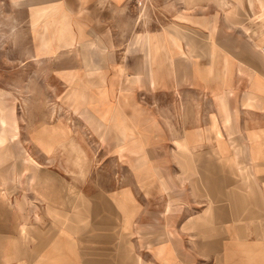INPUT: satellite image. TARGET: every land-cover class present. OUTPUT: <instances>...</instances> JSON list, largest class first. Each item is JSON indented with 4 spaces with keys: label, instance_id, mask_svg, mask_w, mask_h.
Returning <instances> with one entry per match:
<instances>
[{
    "label": "crops",
    "instance_id": "crops-1",
    "mask_svg": "<svg viewBox=\"0 0 264 264\" xmlns=\"http://www.w3.org/2000/svg\"><path fill=\"white\" fill-rule=\"evenodd\" d=\"M77 1L45 5L103 49L99 121L26 123L36 152L0 164L26 178L16 212L0 193V264H264V0H157L159 25L138 31L128 0ZM108 127L125 156L115 185L86 176L85 144ZM57 149L85 167L80 181L55 174Z\"/></svg>",
    "mask_w": 264,
    "mask_h": 264
},
{
    "label": "rangeland",
    "instance_id": "rangeland-1",
    "mask_svg": "<svg viewBox=\"0 0 264 264\" xmlns=\"http://www.w3.org/2000/svg\"><path fill=\"white\" fill-rule=\"evenodd\" d=\"M49 1L51 2L52 0ZM156 1L157 0H128L129 7L131 8L130 15L134 16L135 21L136 19H140V22L136 24V31L145 28L146 21L149 20L151 21L150 26L159 25V19L155 22L152 20L159 17L161 12L159 6L156 5ZM65 3L67 7L70 8L71 6L76 7L78 1L65 0ZM52 9H54V7H52ZM56 9H54L53 14L49 13L48 15L41 16L39 23V21L34 22L29 4L25 2L15 3L13 0H0V164L3 165L2 167H13L14 164L12 161L15 160L14 158L18 159L24 156V154L18 155V153H23L25 150L31 154L36 152V149L30 144L27 138V135L30 136L29 131L32 130L30 127H26L28 121L33 119L43 121L46 119L55 122L66 120L78 124V121L83 118L80 116V113L75 112L73 108H71V105L63 102L65 99L64 96L70 91L74 90L73 92H76V90H82V88H86L87 85L98 86L104 83V79L100 74L102 66L100 63L95 62L96 56H98V54L101 55L103 50L102 47L96 49V47L92 46L94 44L85 43L83 41L84 33L76 18L72 16L70 12V15H65L63 10L58 11ZM232 12V15H230L231 20H243V14L240 13V15H238L234 8ZM225 18L227 21L230 20L227 16ZM58 20H64V25H67V27L70 28V33L73 34V37L75 36L72 45L62 46V43L58 41ZM232 24L236 25L232 27L231 32L233 35L237 34L243 37V31H240L239 28V25L242 27L240 22H232ZM44 25L47 26V34L50 37L51 44H53L55 50H57L56 53L47 52L41 47L42 42L38 36L37 30L43 28ZM146 33L142 34L137 32L134 34L133 38L138 36L140 40L147 39ZM80 49L82 52L81 55ZM64 53L67 55L72 54L75 61V69L57 67L55 59L57 56H61ZM81 56L95 72L91 74L85 72V69L82 68L83 60ZM80 69H82L83 74H80ZM58 76L62 77L64 80L65 87H63V84L57 79ZM93 94H95V92H93ZM7 95H11V97H4ZM91 114L94 115L93 112ZM84 121L87 122L86 120ZM98 121L99 120H97L94 115L91 125L98 124ZM44 122L46 123V121ZM87 123L90 124L89 122ZM73 130L78 131L79 128ZM85 130L86 129H80L82 135H84ZM11 135L15 136V141H10ZM87 135H90L88 131ZM117 140L118 133L111 127H108V135L106 139L102 141L103 144L95 143L92 138L90 141H87L85 146L93 153L91 156L93 158L89 160L86 176H93L98 179V182L102 183L113 182L115 185L122 182L125 172V167L122 163H124L125 160L121 159L125 156L122 155L118 159V156L113 155L118 145ZM9 141L15 152L13 156H10L4 151L1 152V150H3L2 147L5 145H7L6 147L8 150ZM36 144L40 147L38 143ZM62 152L63 150L57 149V159L50 162V164L53 165V167H51L56 170L55 174L63 178L66 175L68 180L73 179V181H80L81 177L79 176L83 175L85 167L68 160ZM5 153L6 160L2 159ZM41 164L42 163H40L41 170H38L36 173L40 174V176H44L48 173L44 168V166L47 165ZM18 175V170H16V172L8 170L3 173L0 172V193L6 194L8 202H10V207L14 210L13 199L21 195V191H18L19 186L17 185L23 184L24 179H26L20 176L18 178ZM14 178L16 179L14 180ZM5 180H10L8 185H4L3 181ZM52 192L56 191L52 190ZM62 192L66 197L78 194L76 188L74 191L75 193L70 195L66 188L62 190ZM53 201L55 202L56 200L53 199ZM66 216L63 217L61 225L67 221ZM51 217H53V221H56L53 215H51ZM53 226L57 227L55 222ZM34 227L37 231L42 230V228L38 226ZM27 241L28 240H25V242Z\"/></svg>",
    "mask_w": 264,
    "mask_h": 264
},
{
    "label": "bare ground",
    "instance_id": "bare-ground-1",
    "mask_svg": "<svg viewBox=\"0 0 264 264\" xmlns=\"http://www.w3.org/2000/svg\"><path fill=\"white\" fill-rule=\"evenodd\" d=\"M13 1L15 3L25 2V3L29 4L30 12H31V15H32L34 22L39 21L41 16H43V15H48L49 13L53 14L54 9H56L55 5L47 6L45 4H48L49 2L48 3L42 2L40 0H13ZM52 7H54V9H52ZM63 21L64 20H58L59 27L57 29V39L59 42L62 43V46H69V45L73 44V39L75 36L73 37V34L70 33V28H68L67 25L65 26L64 25L65 22H63ZM39 23H40V21H39ZM37 31H38V36L42 42V44H41L42 49H45L47 52H50V53H56L57 50H55V47L53 46V44H51L50 37L47 34V31H48L47 26L44 25L43 28L38 29ZM133 39L135 41L140 40V38L138 36H135ZM81 53L82 52L80 49V55H81ZM81 58H82V56H81ZM55 60H56L57 67H59V68L64 67V68H69V69H75L74 68L75 67V61L73 59L72 54L67 55L66 53H64L61 56H57ZM82 60H83L82 68L85 69V72L87 74H91V73L95 72L93 69H91L92 67L90 65H88V63L86 62L85 59L82 58ZM96 89H97V86L87 85V87L82 88V90H76V92H73L74 90L70 91V92L66 93V95L64 96L65 99L63 100V102L71 105V108H73V110L75 112L80 113V116L84 120L88 121V120L92 119L91 116H94L91 114L92 113L91 109H92L94 102H95V94H93V92H95ZM4 97H11V95H7ZM11 116H12V114H11ZM12 121H13V118H12ZM14 122H15V120H14ZM10 141H15V136L11 135ZM10 141L8 143V145H9L8 150L6 147L7 145H5L2 147L3 150H1V152L4 151V152L8 153L10 156H13L15 154V152L13 151V147L11 146ZM23 154H26V152L24 151ZM27 157H29V156L27 155Z\"/></svg>",
    "mask_w": 264,
    "mask_h": 264
}]
</instances>
